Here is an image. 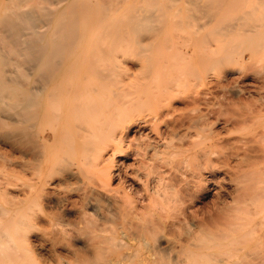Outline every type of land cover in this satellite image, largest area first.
I'll list each match as a JSON object with an SVG mask.
<instances>
[{"label": "bare ground", "instance_id": "bare-ground-1", "mask_svg": "<svg viewBox=\"0 0 264 264\" xmlns=\"http://www.w3.org/2000/svg\"><path fill=\"white\" fill-rule=\"evenodd\" d=\"M54 1L0 0V264H168L170 257L177 264L204 258L228 264L258 255L264 98L249 102L229 85L232 77L224 83L231 97L226 92L223 101L191 89L208 65L232 57V48L254 40L264 45L258 8L264 1L222 18L216 11L241 0H181L179 16L204 15L210 24L223 19L214 24L215 39L201 36L202 23L200 36L193 32L197 38L189 41L165 35L172 0H146L147 6L99 0L94 7L90 0ZM119 9L122 17L106 19ZM128 39L140 52L142 78L109 86L111 67L95 66L113 59V48ZM156 41L171 54H146ZM145 109L148 117L132 115ZM220 122L234 137L214 129ZM126 178L141 185L140 199ZM208 182L218 198L200 213L192 206ZM169 189L181 194L179 214L169 207L179 201L167 196Z\"/></svg>", "mask_w": 264, "mask_h": 264}, {"label": "rangeland", "instance_id": "rangeland-1", "mask_svg": "<svg viewBox=\"0 0 264 264\" xmlns=\"http://www.w3.org/2000/svg\"><path fill=\"white\" fill-rule=\"evenodd\" d=\"M38 1V3L39 4H41V5H45V6H50L51 4H53L55 1L54 0H44V2L42 1V0H37ZM126 1H128L127 3L129 4H134V3H136V5L137 6H139L138 4H140V5H142V6H147V1L146 0H126ZM125 1V2H126ZM134 1V2H133ZM160 1H162V0H160ZM262 1V0H261ZM260 1V2H261ZM264 1V0H263ZM91 4H92V6L94 7L98 2H99V0H90L89 1ZM133 2V3H132ZM251 2V3H250ZM250 2H249V0H241L239 3H241V4H237V5H228V10L226 9L225 10V12H223V14H221V11H216V12H218V13H216L217 14V16H219L218 14H219V12H220V17H224V18H227L226 16H228L229 17V15H232L233 13H235L236 11H238V10H240V9H243V10H245V8L246 9H251L250 8V5H251V7H252V5L254 4V0H250ZM162 3H166L167 5H169L170 3V5H172L171 6V9L170 10H168V12L166 11V13L167 14H165L164 16V18L166 19V24H168L167 26H166V30H165V35L167 36V35H169V34H171V35H169V36H167L168 38H170V36L171 37H175V34H177L176 36L178 37V34H179V36H183L184 38H186L187 40H185V41H189L190 39H192L191 38V36H192V34H194V33H196L197 31L199 32V29L198 28H200V26L198 25V24H202L203 23V25H202V29H203V34H204V32H206V34L207 35H203L202 33H201V30H200V32L199 33H201V36H205V37H208V40H213V39H215V34H214V32H215V30H213L214 29V24L215 25H217V27L219 26L218 25V23H219V19H217V21H216V19H215V21L217 22V23H215L214 22V20H211V24L209 23V21L207 22V20L206 19H208L207 18V16H202V15H194L195 17H193V18H186V17H184L183 15H178V14H182L181 12H179L178 10H177V8L179 9V8H182V2H181V0H172V1H170V3H169V0H163L162 1ZM249 4V6L247 5V4ZM262 3H264V2H261V4L258 6V8L259 9H261V10H263L264 9V4L262 5ZM145 4V5H144ZM245 4V5H244ZM124 5V4H123ZM122 5V7L121 8H123L124 6ZM247 5V6H246ZM262 5V6H261ZM233 6V7H232ZM245 6V7H244ZM234 8V9H233ZM237 9V10H236ZM124 9H119L118 11H116V12H108L107 14H106V19H112L113 17H117V18H120V17H122L123 16V14H124ZM121 12H123L122 13V15H121ZM232 12V13H231ZM225 13V14H224ZM229 13H231V14H229ZM172 14V15H171ZM227 14H229V15H227ZM176 15V16H175ZM172 16H174L175 18H171ZM180 17V19L182 20H184L183 21V23L179 20V17ZM198 16V17H197ZM216 16V17H217ZM112 17V18H111ZM177 18H178V21L179 22H181L182 24H180V28L179 29H177V27H178V25H176L175 26V23H177L178 21H175V20H177ZM202 18H205V20L204 19H202ZM217 18H219V17H217ZM200 19H202V20H200ZM171 20V21H170ZM209 20V19H208ZM221 20H223V19H221ZM221 20H220V23L219 24H221L222 22H221ZM170 21V22H169ZM174 21H175V23H174ZM203 21H205V22H203ZM207 22V23H206ZM214 22V23H213ZM204 23H205V25L207 26L208 25V23H209V26L211 25V30L212 31H210V29H209V32L206 30V26L204 25ZM170 24H171V26H170ZM176 27V29H175V27ZM204 26V27H203ZM208 26V27H209ZM213 27V28H212ZM93 28H95L94 26H93ZM96 28H98V31H99V26L97 25L96 26ZM95 28V29H96ZM174 28V29H173ZM183 28V29H182ZM205 28V29H204ZM197 29V31H195ZM215 29H216V27H215ZM172 30V31H171ZM206 30V31H205ZM94 31H96L97 32V30H94ZM170 32V33H168V32ZM185 31H187L188 33H186ZM173 32V33H172ZM190 32H191V34H190ZM194 32V33H193ZM196 33V34H198L199 36H200V34L199 33ZM208 32V33H207ZM167 33V34H166ZM187 34V35H186ZM189 35H191V36H189ZM193 36H195V34L193 35ZM198 36V37H199ZM129 38V37H128ZM182 38V37H181ZM179 38V40H184V38ZM194 38H197V35L194 37ZM207 39V38H206ZM129 41L126 43V44H123L122 46H120L119 48H113L114 49V51L112 50V52H113V55H112V58L113 59H108V61L107 62H103V64H104V66H95V67H98V68H106V67H111V69H112V72H111V74H110V80H112V82H108V85L110 86L111 84H113L114 83V85H117V84H120V85H123V84H127V83H132V84H134V83H136L138 80H140V78H142V75H143V73H142V69H141V66H142V59L140 58V52L138 51V49H136V46L133 44V42L130 40V39H128ZM110 41V40H105L104 41V44H107L108 42ZM162 41V40H161ZM161 41H160V44H158L159 42H157L156 41V43L159 45V46H155V44L150 48V50H148V52H146V54H148V55H151L152 57H155V56H157V54L160 56V58L161 57H163L162 55H163V52H165L164 53V55H166V53L168 52H170L169 54H171V52H172V49H170V51L168 50H166V46L164 45L163 47H161L162 46V44H161ZM185 41H183V42H185ZM255 41V42H254ZM254 41H252V44H250L251 42H249V44L250 45H243V46H236V48L238 49L239 48V50H240V52H239V50H237V52L235 53L234 52V48H232V57L230 56V58L226 61V62H224L223 64H221V65H217V67L215 66L214 68L215 69H217V71L213 68V69H211L212 68V66H214V65H212L211 67H209L210 65H208V68L206 67L205 68V70H204V72L206 71V72H208V73H203L204 74V77L203 78H205L206 76H207V80L206 81H204L205 79H199V80H196V84L192 87V89H191V92H194V93H198V94H200L201 96L203 95L204 97H207V98H215V99H217L218 101H219V99H220V101H223V99L225 100L227 97H228V94H229V97H231V93L228 91V87L227 86H225V85H228V84H224V83H228L229 82V80L231 79L230 77H232V79L230 80V82H229V85L230 86H232L231 85V83H233L234 85V90H238V91H240L241 89H242V96L243 97H245V96H247V94H248V97H245V98H247L248 100H249V102H252V101H258L257 100V98H259V99H263L264 98V90L263 91H261V90H257V89H255L254 87L255 86H264V68L262 69V66L264 67V59H262V57L264 58V56H263V53L264 52H262L263 50H264V45L261 47V45H259L258 43H257V41L258 40H254ZM182 41H181V43H183ZM253 42H254V44H253ZM162 43H164V42H162ZM238 43H240V42H237V44L236 45H238ZM256 43L258 44V46H260L259 48L262 50H260L259 48H257L256 46ZM243 44V43H242ZM239 45H241V43L239 44ZM155 46V48H153ZM246 47H248V48H246ZM109 48V47H108ZM124 48V49H123ZM159 48H160V50H159ZM243 48V49H242ZM253 48V49H252ZM135 49H136V51H135ZM165 51H164V50ZM249 49V50H248ZM156 50V51H155ZM247 50V51H246ZM254 50H255V52L258 50V52H256V53H254ZM134 51V52H133ZM162 51V52H161ZM137 52V53H136ZM149 52H152V54L151 53H149ZM154 52H156L155 54H154ZM158 52H161V53H158ZM244 52V53H243ZM167 53V54H168ZM235 53V54H234ZM135 54H137V56H135ZM139 54V55H138ZM153 54L155 55V56H153ZM233 54H234V58H233ZM238 56H237V55ZM253 54V55H252ZM257 56H256V55ZM159 56L157 57V58H159ZM255 56L257 57V59L255 58ZM260 57V58H259ZM254 58V59H253ZM233 59H235V60H233ZM259 59L261 60V61H259ZM233 60V61H232ZM257 60V61H256ZM263 60V61H262ZM109 62V63H108ZM230 63V64H229ZM105 64H107V66H105ZM109 64H111V65H109ZM262 65V66H261ZM219 66V67H218ZM253 66V67H252ZM259 67V68H258ZM244 68H246V69H244ZM249 69V70H248ZM255 69V70H254ZM208 70V71H207ZM234 70V71H233ZM246 70V71H245ZM259 70V71H258ZM262 70V71H261ZM244 71H245V73H244ZM249 71V72H248ZM251 71V72H250ZM254 71V72H253ZM257 71V72H256ZM228 72H231V73H233V75L232 76H230L229 75V73ZM244 73V74H243ZM258 73H259V75H258ZM262 73V74H261ZM255 74V75H254ZM245 75V76H244ZM253 75V76H252ZM237 76V77H236ZM243 77V78H242ZM246 77V78H245ZM263 77V78H262ZM233 79H235V80H233ZM260 80V81H259ZM216 81V82H215ZM256 82V83H255ZM200 83V84H199ZM214 83V84H213ZM218 83H220V85L218 84ZM255 83V84H254ZM262 85H261V84ZM211 84H213V85H211ZM216 85V86H215ZM217 85H219V86H217ZM113 86V85H112ZM254 86V87H253ZM217 87V88H216ZM227 87V88H226ZM250 89H249V88ZM213 88V89H212ZM215 88V89H214ZM223 88V89H222ZM237 88V89H236ZM240 88V89H239ZM245 88V89H244ZM255 89V91H254V89ZM247 89L249 90L248 91V93H246V91H247ZM251 90V91H250ZM219 91V92H218ZM214 94H212V93ZM216 92H217V94H216ZM220 92H221V94H222V96H221V94H220ZM226 92L228 93V94H226ZM241 92V91H240ZM202 93V94H201ZM204 93H205V95H204ZM253 93V94H252ZM208 94L209 95H211V96H208ZM251 94V95H250ZM213 95V96H212ZM225 95H227V96H225ZM245 95V96H244ZM263 95V96H262ZM220 96V97H219ZM249 96H251V97H249ZM261 97V98H260ZM250 98V99H249ZM252 99V100H251ZM217 109H219V108H216L215 110H217ZM141 111V110H140ZM140 113V114H139ZM149 113H150V111H148L147 109H145V110H142L141 112H139V111H137V112H135V113H133L132 115H135V116H137V117H139V116H141V117H148L149 116ZM144 114V115H143ZM214 121H216L215 119H213ZM221 124L222 125H224L223 123H217L215 126H214V129L216 130V129H218V131H220V132H222L225 136L228 134V136L230 137L231 135L234 137V135H233V133H231V132H227L226 131V129L224 128V126H221ZM217 127V128H216ZM221 129V130H220ZM225 131V132H224ZM148 132H150L149 130H148ZM118 160V161H117ZM123 160V161H122ZM116 161H117V166H121L122 164H123V162H124V159H122V158H117L116 159ZM122 161V162H121ZM120 162V163H119ZM128 162H129V164L130 165H133L134 163H135V161H133V160H128L127 162L125 161V163L126 164H128ZM131 162V163H130ZM119 164V165H118ZM126 179H128V180H126ZM126 179H124V181L126 182L125 183V186L126 187H128L129 186V188H128V190L129 191H131V193L132 194H134V196L136 197V199L138 198V199H140L141 197L139 196V194L141 195V191H142V189H141V185H139V184H137V183H133L129 178H126ZM229 180V179H228ZM130 183H129V182ZM226 181V182H225ZM225 182V186H226V188H228L229 186L228 185H230V180L229 181H227V179L225 180V179H223V183ZM129 183V184H128ZM132 183V184H131ZM227 183H228V185H227ZM207 184H208V186H207ZM206 184V188H207V190L206 191H204V193H202L201 195H200V199L199 200H197V202H195L194 204H193V206H192V209L193 210H198L200 213L202 212V211H204V209H205V207L206 206H208V204L209 205H213L212 203H215L216 202V200H217V196H218V189L217 188H215V186L211 183V182H208ZM210 184V185H209ZM133 185V186H132ZM132 186V187H131ZM135 186V187H134ZM136 186H137V188H139V189H136ZM213 186V187H212ZM228 186V187H227ZM132 189H131V188ZM211 187H212V189H211ZM135 189V190H134ZM217 189V190H216ZM141 190V191H140ZM209 190V191H208ZM134 191V192H133ZM214 191V192H213ZM138 192H139V194H138ZM170 192V193H169ZM209 192H211V193H209ZM207 193H208V195H207ZM138 194V195H137ZM168 194L169 195H167V196H172L174 199L176 198V200L178 199L179 201H178V203L177 204H179L180 202H182V199H180L179 197H181V194L178 192V190L176 189H173V190H171V189H169L168 190ZM173 194V195H172ZM180 195V196H179ZM215 195V196H214ZM223 196H221L222 198H224L222 201L224 202V203H226V205H228L227 204V202L229 203V199H227V196H224V195H226V193H224L223 192V194H222ZM171 197V198H172ZM215 197H217V198H215ZM220 197V198H221ZM182 198V197H181ZM215 199V200H214ZM173 200V199H172ZM172 200H170L169 201V197L167 198V201L166 202H168L169 201V207L171 206V211H173V208L174 207H176L177 209L175 210L177 213L176 214H179L180 212H178V210L179 211H181L182 210V207H184V204L182 203H180V208H179V205H177L176 203L174 204L173 203V201ZM199 201V202H198ZM215 201V202H214ZM174 202H177V201H174ZM189 203L190 202H188V203H186V205L187 206H189ZM231 206H233V205H228V213H230V212H232V209H233V207H232V209H229V208H231ZM236 207V208H235ZM179 208V209H178ZM89 210L87 211V213L89 212V215H92L93 214V211H92V209L91 208H88ZM234 209L235 210H233V211H236V213H238L237 212V206H234ZM90 211H92V213L90 214ZM182 212V211H181ZM184 225H186V224H183V226ZM189 227V224H187L186 225V227L184 226V228L185 229H187ZM257 254L258 255H253L252 257H250L251 255H248L249 257H250V259H249V257L248 256H246V257H241V258H234V259H231L230 261H228V264H254L255 262H257V264H264V257H263V254H264V250H262V251H258L257 252ZM262 256V257H261ZM255 257V258H254ZM204 259H206V258H204ZM204 259H199V261H197V263L195 262V263H193V262H187V261H182L183 263H181V264H198V263H200V264H207V262H208V264H209V260L210 259H207V261L206 260H204ZM260 260V261H259ZM168 261H170V263L168 262V264H177V261H176V259L174 258L173 260L171 259V257L170 258H168ZM251 262H253V263H251ZM259 262V263H258ZM256 264V263H255Z\"/></svg>", "mask_w": 264, "mask_h": 264}]
</instances>
